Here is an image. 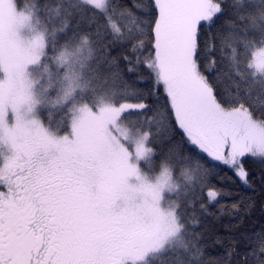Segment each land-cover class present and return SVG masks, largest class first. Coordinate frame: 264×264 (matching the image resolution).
Segmentation results:
<instances>
[{
  "label": "snow or ice",
  "instance_id": "6c2138e0",
  "mask_svg": "<svg viewBox=\"0 0 264 264\" xmlns=\"http://www.w3.org/2000/svg\"><path fill=\"white\" fill-rule=\"evenodd\" d=\"M0 264H264V0H0Z\"/></svg>",
  "mask_w": 264,
  "mask_h": 264
}]
</instances>
